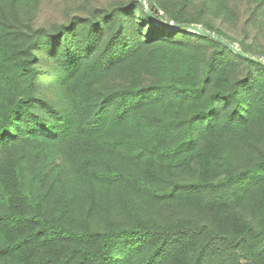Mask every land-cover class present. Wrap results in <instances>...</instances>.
I'll return each mask as SVG.
<instances>
[{
	"label": "trees",
	"instance_id": "16d2710c",
	"mask_svg": "<svg viewBox=\"0 0 264 264\" xmlns=\"http://www.w3.org/2000/svg\"><path fill=\"white\" fill-rule=\"evenodd\" d=\"M144 2L0 0V264L264 255V0Z\"/></svg>",
	"mask_w": 264,
	"mask_h": 264
},
{
	"label": "rangeland",
	"instance_id": "374dc122",
	"mask_svg": "<svg viewBox=\"0 0 264 264\" xmlns=\"http://www.w3.org/2000/svg\"><path fill=\"white\" fill-rule=\"evenodd\" d=\"M54 13L55 12L51 10V7L46 8L42 12L40 18L47 19L49 16H51V14L54 15ZM211 202L215 203V205H213V209H207V205L206 207L200 208V210L198 209L197 211H193L192 209L188 208V210H186L187 213H185L184 216L190 217L197 222L208 224L212 227V229L216 228L221 221V231H223L224 234L225 230L227 232H231L234 231L233 229L237 228L236 225H234L235 222L238 223V221L252 220L251 222L256 223V217L252 216L246 203L237 205L230 204V201L227 197L215 198V200ZM215 206H219L220 210L215 211ZM231 226L234 227L231 228ZM220 246L223 248L221 244ZM223 249L225 250H222L220 255L210 257L206 261V264H254L255 262L256 264H264V255L254 259L252 254H249V252L244 250H239L238 248Z\"/></svg>",
	"mask_w": 264,
	"mask_h": 264
},
{
	"label": "water",
	"instance_id": "95a60500",
	"mask_svg": "<svg viewBox=\"0 0 264 264\" xmlns=\"http://www.w3.org/2000/svg\"><path fill=\"white\" fill-rule=\"evenodd\" d=\"M139 2L143 6V8L146 10V12L149 14L151 20L156 25H158L160 28H163L164 29V26H162L161 24H159L154 19L153 15L150 13V11L147 9L144 0H139ZM171 28L172 29H175V30L184 28V29H187L190 32H193V33H197L199 35L206 36L208 38H211V39L217 41L218 43H220L221 45L225 46L226 48H228L229 50H231L232 52L236 53L238 56H240L242 58H245V59H247L249 61H252V62L261 63L260 60L256 59L255 57L251 56L250 54H247V53H244V52L239 51L231 42L227 41L223 37H221V36H219V35H217L215 33H212L209 30H207V29H205V28H203L201 26L192 25V24H180V25H173Z\"/></svg>",
	"mask_w": 264,
	"mask_h": 264
}]
</instances>
